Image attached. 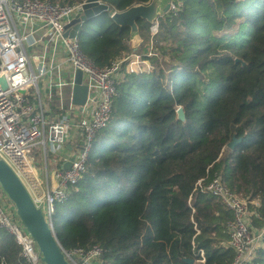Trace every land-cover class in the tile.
Listing matches in <instances>:
<instances>
[{
    "label": "trees",
    "instance_id": "16d2710c",
    "mask_svg": "<svg viewBox=\"0 0 264 264\" xmlns=\"http://www.w3.org/2000/svg\"><path fill=\"white\" fill-rule=\"evenodd\" d=\"M99 1L110 10L80 27L82 53L101 68L142 54L152 68L126 71L122 62L110 121L81 178L54 204L59 244L97 245L102 264H231L232 212L194 188L219 176L251 202V227L264 229V0H180L174 13L158 18L153 36L151 24L137 20L135 51L129 27L110 15L149 0ZM150 42L155 54L147 56ZM57 105V98L48 103L51 117L63 114ZM233 138L239 141L228 149ZM0 264H27L2 228ZM248 264H264V230Z\"/></svg>",
    "mask_w": 264,
    "mask_h": 264
},
{
    "label": "built area",
    "instance_id": "2783aa9c",
    "mask_svg": "<svg viewBox=\"0 0 264 264\" xmlns=\"http://www.w3.org/2000/svg\"><path fill=\"white\" fill-rule=\"evenodd\" d=\"M85 1L67 4L51 0H0V76L7 82L6 89L0 84V158L24 184L52 229L55 202L64 201L69 187L81 178L98 131L110 121L122 62L126 61V71L148 72L152 68L142 54L136 53L108 67H98L82 53L77 36H64V25L82 13ZM179 4L180 0H170L166 13H174ZM150 30L153 36L157 25H151ZM149 44L147 56L155 54L152 42ZM63 65L71 69L65 75L60 72ZM76 70L81 71L82 83L88 87L82 109L72 103ZM64 88L70 89L67 108L61 98ZM54 98L58 108L64 110L61 116L51 117L44 108ZM38 144L53 153L66 152L67 145L71 147L72 153L63 159V164L70 162L69 168L61 166L54 170V188H43L36 175L32 149ZM194 189L218 198L232 212L233 219L227 224L228 245L235 253L231 264H248L261 245L264 230L251 227V202L230 191L219 176L207 183L199 179ZM0 228L13 237L27 264H44L1 187ZM62 251L70 264H102V250L97 245ZM197 261H204L202 250L198 251Z\"/></svg>",
    "mask_w": 264,
    "mask_h": 264
},
{
    "label": "water",
    "instance_id": "95a60500",
    "mask_svg": "<svg viewBox=\"0 0 264 264\" xmlns=\"http://www.w3.org/2000/svg\"><path fill=\"white\" fill-rule=\"evenodd\" d=\"M169 8L168 0H149L147 3L135 4L123 11H112L110 17L119 26L129 27V40L136 44L140 39L138 19H143L151 25H157L159 17L164 15ZM110 6L99 0H86L82 5V13L72 18L64 25V36L75 37L82 24L102 12L109 11ZM0 84L3 89L7 88L4 76H0ZM23 93L22 91H20ZM88 94V87L82 83V73L76 70L74 73V84L72 87V103L82 109ZM177 119L185 121V114L181 106L176 109ZM239 139L233 138L226 144L228 149H233ZM80 144L82 142H79ZM70 148V145H67ZM70 162L64 163V168H69ZM0 187L13 204L15 214L24 230L34 241L40 252L41 261L44 264H70L62 251L54 230L46 220L42 209L36 206L24 184L11 169V167L0 158ZM188 264H193L192 259H186Z\"/></svg>",
    "mask_w": 264,
    "mask_h": 264
},
{
    "label": "crops",
    "instance_id": "0c3cea01",
    "mask_svg": "<svg viewBox=\"0 0 264 264\" xmlns=\"http://www.w3.org/2000/svg\"><path fill=\"white\" fill-rule=\"evenodd\" d=\"M132 48L133 51H135L136 47H132ZM129 66L132 67L131 64ZM67 67L68 66L66 65L61 66L60 72L65 75L66 70L67 71L71 70L70 68ZM133 67L135 66L133 65ZM44 108L48 111V113H52L50 107H48V103H45ZM71 153H72L71 147L67 149V152L62 151L59 153L57 152L53 153L48 148H45L42 144H38L34 146V150H33L34 164H35L34 167H35L36 175L40 179L43 188L56 187L57 182L54 178V174H53L54 170L58 167L63 166L64 157L70 156ZM35 156H37L36 161H35ZM252 202H254V204L257 203L256 201H252Z\"/></svg>",
    "mask_w": 264,
    "mask_h": 264
},
{
    "label": "rangeland",
    "instance_id": "374dc122",
    "mask_svg": "<svg viewBox=\"0 0 264 264\" xmlns=\"http://www.w3.org/2000/svg\"><path fill=\"white\" fill-rule=\"evenodd\" d=\"M170 0H168V3H169ZM151 28V27H150ZM130 42V41H129ZM141 43V38L138 40V42L136 44H132V42H130V46L131 47H136L138 44ZM69 96H70V89L69 88H64L62 89V95H61V98L63 99L64 101V108H67L68 106V99H69ZM36 146V145H35ZM32 159H33V163H34V156H33V150H32ZM36 158L37 156H35V161H36ZM35 166V164H34Z\"/></svg>",
    "mask_w": 264,
    "mask_h": 264
}]
</instances>
